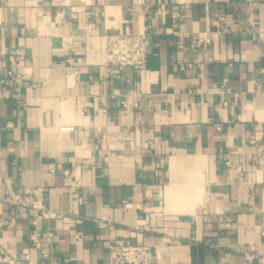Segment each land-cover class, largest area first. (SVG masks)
Here are the masks:
<instances>
[{
    "label": "crops",
    "instance_id": "obj_1",
    "mask_svg": "<svg viewBox=\"0 0 264 264\" xmlns=\"http://www.w3.org/2000/svg\"><path fill=\"white\" fill-rule=\"evenodd\" d=\"M125 31L145 67L106 63ZM2 183L64 215L0 200V264H260L264 0H0Z\"/></svg>",
    "mask_w": 264,
    "mask_h": 264
},
{
    "label": "built area",
    "instance_id": "obj_2",
    "mask_svg": "<svg viewBox=\"0 0 264 264\" xmlns=\"http://www.w3.org/2000/svg\"><path fill=\"white\" fill-rule=\"evenodd\" d=\"M224 29H227L226 27ZM192 37L197 41H206L200 33H193ZM106 63L111 66H135L145 67L148 60V36L142 32H118L107 35L106 42ZM12 73V70H8ZM21 76L17 73V77ZM226 81L227 78H224ZM252 142L255 136L251 137ZM262 148H259L258 155L261 156ZM227 164L232 165V159H227ZM0 200L12 206H22L29 208L36 217H61L64 213L48 206L45 201L35 192L25 189L23 192L17 191L7 183L0 184ZM98 224L102 227L112 226L109 220L99 219ZM5 224L0 216V226ZM13 223L10 221L9 225ZM77 237H80L77 235ZM34 239L35 236H33ZM109 264H153V251L150 245L132 242H109ZM1 251V250H0ZM249 259L257 258L260 264H264V256L257 254L253 249L247 250Z\"/></svg>",
    "mask_w": 264,
    "mask_h": 264
}]
</instances>
